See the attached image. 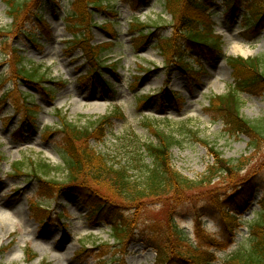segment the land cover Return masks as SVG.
<instances>
[{"label":"rangeland","instance_id":"374dc122","mask_svg":"<svg viewBox=\"0 0 264 264\" xmlns=\"http://www.w3.org/2000/svg\"><path fill=\"white\" fill-rule=\"evenodd\" d=\"M116 3L121 13L118 19L120 23L116 25L119 39L110 50L109 56L112 58L108 60L109 64V61H113L112 63L116 61V65L102 69L112 83V88L115 89L112 96L106 90H99L96 87L89 89V84L82 86L76 81V77L85 72L87 65H84L82 59H78L80 52L68 53L65 49L63 40L70 35L63 29L62 17L69 9L68 0H60L56 6L51 4L44 9L46 10L45 28L49 26L46 29L51 31L50 37L44 33L41 24L35 25L38 22L35 19L27 22L21 29H14L9 9L4 0H0V29L5 33L9 31L6 34L8 46L17 50V54L25 56L27 68L39 66L40 72H45L46 86L52 85L56 79L68 81L65 87L55 86L56 89L52 92L53 98H47L49 89L39 91L36 85L29 84L20 77L2 84V89L11 87L32 95L36 94L33 101L37 105V113H35L37 127H33L31 132H28V136L16 137L13 130L18 125L19 116L7 117L12 113L10 103L4 104L0 109V156L5 159L0 164V217L12 222L11 227L4 225L0 228V264H97L95 258L100 253V249L107 251V255L102 257L103 262L107 264H154L155 251L147 247L146 240L152 238L158 243L162 238L160 232L165 225H160L162 228L156 232L157 225L151 224L154 219L150 220L151 222L148 220L168 216L167 210L163 212L161 206L152 204L138 216L139 229L136 230V239L128 245L125 253L114 249L116 243L111 235L110 226L103 219V212L99 213L96 222L89 223L87 216L89 208L86 203L81 202L79 194L74 191L63 190L56 198L50 201L44 200L42 204L51 209V218L46 224H38L29 217V203L41 201L34 194L30 177L27 174L18 177L6 176L4 172H10L11 164L16 161H22L24 166L32 160L38 161L43 158L53 165L61 163L62 156L57 151L58 143L53 137L55 133L50 131L61 125L63 120H70L79 126L91 125L93 120L108 115L116 102L120 103L125 109V117L113 119L111 129L107 131L103 142H95L96 139L90 141L96 150L106 154L107 158L116 165L129 164V159L135 155V143L138 140L155 142L147 126L152 124L172 134L176 142L170 148L171 162L189 178L203 173L212 160L208 146L202 141H215L224 158L241 159L245 156L251 158L245 165V172L253 168L264 169V141L258 151L251 150L245 135L235 137L225 135L222 123L203 110V107L204 109L206 106L209 107L208 98L211 95L225 93L232 82L224 56L228 54L249 57L261 54L264 52V30L255 42L245 40L240 35L242 24L239 22V17L231 21L228 15L224 14V6L214 9L212 19L207 23L214 33L222 31L220 38L222 52L216 54L211 63L206 64L210 72L203 75L198 83H194L180 72H175L169 85L162 91L159 89L165 77L162 69L163 57L150 45L138 50L131 49L132 34L126 31L131 20L129 6H126L122 0H116ZM140 15L146 16V22L149 24L158 22L157 24L162 27L159 31L161 35H169L170 28L164 26L172 22V14L165 10L160 1L151 0L147 6H143ZM95 16L93 19L95 21L96 18L98 21L103 19L102 15ZM29 27L31 29L35 27V37H29ZM91 33L95 43L106 42L110 37L107 30L98 27H93ZM238 46L241 48L237 49ZM1 56L0 51V61ZM9 65L5 62L0 63V77H8ZM140 65L150 69L154 66L156 68L147 72L141 69ZM134 74L141 77L137 87L130 89ZM174 93L180 95L182 103L175 102ZM135 94H150L152 97L137 107ZM239 101V111L243 117L251 120L264 116V91L259 96L241 93ZM183 117H192V119L186 121ZM45 124L47 134L51 133L47 138H44L39 131V128ZM26 128L29 129L28 126ZM182 128L191 129L193 133L180 132ZM133 135L137 138L136 142ZM144 161L148 163L149 159L145 158ZM22 171L28 172L27 169ZM134 174L137 175L138 172L135 171ZM263 179L264 177H261V181ZM14 187L21 190L10 191ZM8 194L12 195L7 196ZM199 207V204H184L180 211L186 214L177 217L180 226L184 227L183 229L193 240L197 239L194 235L193 214ZM254 210H258V205L254 204L250 207L243 222L244 220L250 222L251 218H254L252 212ZM246 222L241 226L234 242L226 250L217 253L216 264H222L223 258L241 247L247 232ZM206 226L209 231L215 233L220 229L216 221H207ZM6 227L9 231H6ZM144 232L146 238L143 239L141 235H144ZM217 235L221 236L220 231ZM107 244L112 247L108 248ZM97 245L102 247L94 249Z\"/></svg>","mask_w":264,"mask_h":264},{"label":"trees","instance_id":"16d2710c","mask_svg":"<svg viewBox=\"0 0 264 264\" xmlns=\"http://www.w3.org/2000/svg\"><path fill=\"white\" fill-rule=\"evenodd\" d=\"M89 1L94 7H103L102 0ZM4 2L9 9L12 26L16 29L22 26L24 16L35 13L42 3L41 0H34L33 3L31 0ZM263 2L254 0L250 4L254 6L253 17L256 22L264 16ZM210 3V0H166V5L172 13L173 32L171 38L160 39L157 46L168 61L173 55L182 62V38L199 41L210 47L219 45L218 38L209 36L210 34L201 35L196 28L201 17L206 16ZM77 4L82 7V11L75 18L81 21L79 25L85 27L88 32L93 13L86 11V6H89L86 0H78ZM109 25L112 26L111 23ZM1 31L3 30L0 29V33ZM228 62L233 69L231 88L226 93L213 95L209 100V108L213 117L222 121L224 134H244L248 137V147L258 151L264 141V116L251 120L243 117L239 111L240 101L237 94L244 90L254 93L264 91V52L247 58L232 56ZM24 70L18 73L27 79L36 76V72L25 68ZM93 121L91 125L85 126L64 121L67 150L63 153V165H53L45 159H40L32 160L25 166L21 161H16L13 163V169L18 171L24 166L47 187L64 185L80 191L93 198L94 212L99 211V205L108 207L107 215L111 217L112 235L123 251L129 241L136 239L135 230L139 229L138 216L146 207L161 203L164 206L163 212L167 210L168 215L158 217L165 220V228L160 232L162 238L158 243L152 238L147 239L157 249L156 264H211L212 255L194 246L179 228L174 218L178 206L184 201L204 198L212 209L220 212L225 226L231 225L236 219L232 214L239 211L241 204L249 201L255 178L261 175L264 169L253 168L245 172V165L251 158H224L215 141H202L208 146L212 160L203 173L189 178L171 162L170 148L176 142L172 134L152 124L148 127L155 142L138 140L135 143V155L129 159V164L116 165L106 154L90 144L91 139L104 141L103 138L110 130L108 119L102 117ZM180 132L193 133L187 128H182ZM133 137L136 142L137 138L134 135ZM145 158L149 159L148 163H145ZM135 171L138 172L137 175L134 174ZM228 187H235L233 194L222 195V191ZM47 189L42 188L41 191L47 193ZM261 206V210L250 224L249 238L225 264H264V198ZM127 211L132 212L126 214ZM154 222L156 223L152 225H157L155 231L159 232L157 230L162 228L160 219ZM141 236L146 238L145 232Z\"/></svg>","mask_w":264,"mask_h":264},{"label":"bare ground","instance_id":"6f19581e","mask_svg":"<svg viewBox=\"0 0 264 264\" xmlns=\"http://www.w3.org/2000/svg\"><path fill=\"white\" fill-rule=\"evenodd\" d=\"M241 47L238 46L237 49H240ZM245 54V52H243ZM7 225L8 227H11L12 222L11 221H6V219H3V217H0V228L1 226ZM6 231H9V229L6 227Z\"/></svg>","mask_w":264,"mask_h":264}]
</instances>
